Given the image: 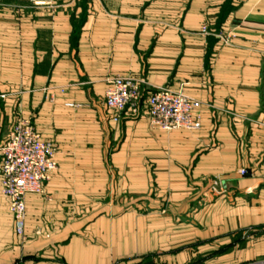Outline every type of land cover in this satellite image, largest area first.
I'll return each instance as SVG.
<instances>
[{
	"label": "crops",
	"instance_id": "obj_1",
	"mask_svg": "<svg viewBox=\"0 0 264 264\" xmlns=\"http://www.w3.org/2000/svg\"><path fill=\"white\" fill-rule=\"evenodd\" d=\"M115 76L198 100L199 125L115 121ZM22 117L57 167L21 236L0 173V264L264 258V0H0V145Z\"/></svg>",
	"mask_w": 264,
	"mask_h": 264
},
{
	"label": "built area",
	"instance_id": "obj_2",
	"mask_svg": "<svg viewBox=\"0 0 264 264\" xmlns=\"http://www.w3.org/2000/svg\"><path fill=\"white\" fill-rule=\"evenodd\" d=\"M43 4L44 0H29ZM201 31L207 33V26ZM224 43L229 37L223 38ZM104 102L119 120L126 111L132 115L141 111L146 114L151 126L172 130L191 129L199 125L195 112L200 102L182 91L162 87L142 93L139 80L128 76H115L108 81ZM57 146L51 140H43L29 118H18L6 140L0 145L1 190L8 202L14 220V231L24 232L27 193H43L49 173L57 167ZM239 172L246 174V169ZM218 180L214 190L218 191Z\"/></svg>",
	"mask_w": 264,
	"mask_h": 264
},
{
	"label": "rangeland",
	"instance_id": "obj_3",
	"mask_svg": "<svg viewBox=\"0 0 264 264\" xmlns=\"http://www.w3.org/2000/svg\"><path fill=\"white\" fill-rule=\"evenodd\" d=\"M231 248V244H226L221 248H218L217 250H214L213 252H211L210 254L204 255L202 256L201 254H195V256H193V258H197V259H190L186 264H196V263H200L201 261H203L204 259H208L211 257H214L217 254H223L226 255ZM179 249H181V247H178L175 249V252L178 251ZM192 251L194 252V250L196 249L194 246H191ZM191 251V250H190ZM149 258L147 256H145V258L142 259V263L144 264H149ZM236 264V263H233ZM240 264V263H239ZM249 264H264V258H261L259 260L253 261Z\"/></svg>",
	"mask_w": 264,
	"mask_h": 264
}]
</instances>
